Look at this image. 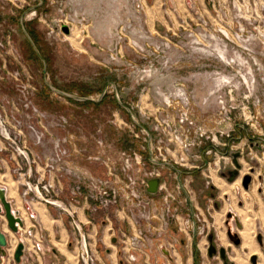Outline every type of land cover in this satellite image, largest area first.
Here are the masks:
<instances>
[{
	"label": "rangeland",
	"instance_id": "1",
	"mask_svg": "<svg viewBox=\"0 0 264 264\" xmlns=\"http://www.w3.org/2000/svg\"><path fill=\"white\" fill-rule=\"evenodd\" d=\"M124 159L127 175L158 170L169 187L175 173L180 185L193 177L201 209L231 186L214 205L235 216L245 206L249 228L251 203L264 239V0H0V161L23 204L66 220L78 264L104 256L105 212L91 209L108 208L88 185L106 179L104 165L119 180ZM208 173L219 190L204 188ZM110 208L112 226L125 227L116 245L125 264L180 237L166 218L135 224ZM204 220L219 249V229ZM195 237L192 248L204 236Z\"/></svg>",
	"mask_w": 264,
	"mask_h": 264
},
{
	"label": "crops",
	"instance_id": "2",
	"mask_svg": "<svg viewBox=\"0 0 264 264\" xmlns=\"http://www.w3.org/2000/svg\"><path fill=\"white\" fill-rule=\"evenodd\" d=\"M3 163L0 161V188L4 190V199L7 201L11 207V210L16 213V216L21 221V227L18 228L16 234H12L6 227V223L2 220L1 233L7 238V248L13 252L14 247L17 243H22L23 245V256L25 252L30 251L31 264H78L76 261V256L71 249L69 244V231L66 220L57 214L48 213L46 208L39 204L28 205L22 203L19 199L13 181L10 180L7 169L4 167ZM5 168V171H3ZM203 173V172H202ZM214 173V172H213ZM212 173V174H213ZM209 174V173H208ZM206 180L204 182V188L210 183L214 186V189H220L222 184L219 178H213L211 174L208 177H204ZM193 177L189 176L182 179L183 195H187V205L191 211L199 213L205 218L208 216L211 219V230L213 232H218L215 234V238L212 242H218L220 249L224 247L226 261L232 262L231 264H259L257 262V253H261L262 246H264V239H260L259 233H253V225L251 221L254 220L252 215V206L249 203V228H244L241 224L244 215L248 213L247 208L238 209L239 212L237 216L231 212V210L224 208V204L217 208L213 203L219 202L222 196L228 199L230 187L218 192V197L214 199L210 198L206 200L205 207L203 209L198 208L194 190H193ZM221 184V185H219ZM226 187V186H225ZM244 188V187H243ZM247 188H244L246 191ZM228 195V196H227ZM247 206V204H246ZM77 210V208H75ZM105 212L104 219L101 220L103 223V229L99 241L105 245L103 249V257L98 261L97 264H125L117 259V239L124 232L125 227L122 224L112 226L114 221L112 209H91V212L95 211ZM79 215V214H78ZM93 219V218H92ZM252 219V220H251ZM245 220V219H244ZM214 221H220L222 226L216 224ZM115 223V222H114ZM210 228V227H209ZM208 230L210 231V229ZM95 230L92 227L90 229V238H93ZM178 240H173L172 245L160 244L158 247H154L149 255H152L159 251L163 254V258H157L156 256H138L135 264H151L154 260L155 264H224L223 262L217 260L216 257H210L207 253L209 246L208 235L199 238L195 247H191L192 239H195V235L192 231H178ZM248 234V235H247ZM249 236V240L243 241V239ZM198 239V238H196ZM107 243V244H106ZM108 245V246H107ZM164 249V250H162ZM238 249V250H237ZM245 250L241 253V250ZM240 251V253H239ZM230 252H233V257H229ZM229 253V254H228ZM247 256L245 257V255ZM23 256L18 264H24ZM254 258L255 262L251 263L250 258ZM114 259V261H112ZM218 261V262H217ZM0 264H15L11 259L4 261L0 259ZM227 264V262H226Z\"/></svg>",
	"mask_w": 264,
	"mask_h": 264
},
{
	"label": "built area",
	"instance_id": "3",
	"mask_svg": "<svg viewBox=\"0 0 264 264\" xmlns=\"http://www.w3.org/2000/svg\"><path fill=\"white\" fill-rule=\"evenodd\" d=\"M136 163L138 164L139 161L137 160ZM104 167L106 168V179L91 182L88 185L89 198L101 208L114 207L120 212L128 211L135 224L138 216L145 223L156 221L159 227L162 225L163 218H166L176 225L178 231L189 230L197 236L206 235L208 225L201 214L186 209L187 213L182 215L180 209H178V207L187 205V195H183L184 191L182 185L178 182L177 173L174 172L175 185L169 187L165 182H159L158 180L155 193L148 194L146 191L147 182L159 178L158 170L152 169L138 173V175L129 176L126 172H129L130 167L128 161L124 159L118 168L120 178L114 181L112 167L106 165ZM191 168L197 169L198 167L191 166ZM153 230L151 228L148 232L137 228L135 232L141 237L142 233H150ZM132 237L139 238L134 234ZM5 255V258L12 256L8 248L5 249ZM80 259L82 264H87L86 259L81 256Z\"/></svg>",
	"mask_w": 264,
	"mask_h": 264
},
{
	"label": "water",
	"instance_id": "4",
	"mask_svg": "<svg viewBox=\"0 0 264 264\" xmlns=\"http://www.w3.org/2000/svg\"><path fill=\"white\" fill-rule=\"evenodd\" d=\"M63 33H66V29L62 28ZM247 178L243 181V187H246ZM157 180L152 179L147 182V193L154 194L156 191ZM2 220L5 221L7 229L12 233L16 234L18 228L21 227V221L16 216V213L11 210V207L7 201L4 199V190L0 188V230L2 227ZM7 248V238L0 231V259L5 258V249ZM223 251L220 250V254ZM23 256V245L22 243H17L12 252V260L15 264L20 262L21 257ZM222 257V256H221ZM254 258H251V262H253Z\"/></svg>",
	"mask_w": 264,
	"mask_h": 264
},
{
	"label": "flooded vegetation",
	"instance_id": "5",
	"mask_svg": "<svg viewBox=\"0 0 264 264\" xmlns=\"http://www.w3.org/2000/svg\"><path fill=\"white\" fill-rule=\"evenodd\" d=\"M210 246V245H209ZM220 250H222L223 252L220 254ZM207 253L208 255L211 257H216L217 260L223 262L224 264H226V258H225V252L223 249H215L214 247L210 246L208 247L207 249ZM222 256V257H221ZM250 262H251V258H250ZM255 262V259L253 260V262L251 263H254Z\"/></svg>",
	"mask_w": 264,
	"mask_h": 264
},
{
	"label": "bare ground",
	"instance_id": "6",
	"mask_svg": "<svg viewBox=\"0 0 264 264\" xmlns=\"http://www.w3.org/2000/svg\"><path fill=\"white\" fill-rule=\"evenodd\" d=\"M2 228V227H1Z\"/></svg>",
	"mask_w": 264,
	"mask_h": 264
}]
</instances>
